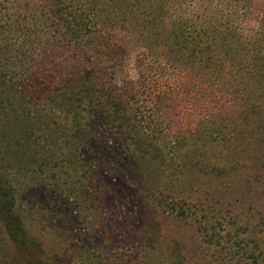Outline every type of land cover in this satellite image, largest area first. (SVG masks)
<instances>
[{
  "label": "rangeland",
  "instance_id": "1",
  "mask_svg": "<svg viewBox=\"0 0 264 264\" xmlns=\"http://www.w3.org/2000/svg\"><path fill=\"white\" fill-rule=\"evenodd\" d=\"M36 1L49 6V0ZM72 1L94 4L107 29L130 16L141 20L211 12L229 18L248 16L246 26L232 23L217 45L201 34L197 47L205 48L209 42L217 48L215 54L218 50L239 53L238 61L247 58L240 68L251 64L248 55L262 41L256 21L264 16V0H250L245 10L240 0ZM132 24V37L123 39L127 51L120 53L119 67L110 62L97 65L101 68L97 79L123 91L137 90L130 102L145 126L139 132L142 140L138 136L131 140L124 127L113 125V111L102 91L95 92L92 100L80 101L70 92L69 86L75 91L88 82L76 86V81L65 91L62 81L71 66L72 47L48 45L35 53L32 69L41 83L36 87L44 89L31 101L8 87L0 90L4 107L0 109V213L19 214L25 231L16 243L12 224L8 227L0 221V264H255L246 255L258 252L256 248L262 251L258 260L264 264L261 162L249 169L252 164L246 160L248 170L234 174L226 167L222 176H216L211 166L222 165L221 158H229V151L217 139L206 144L204 131L208 123L215 124L220 116L239 109L243 98H250L245 88L249 75L233 78L239 62L231 67L228 58L215 65V75L205 72L200 60L193 67L186 61L176 65L170 29L163 30L159 23L147 32ZM34 28L43 30L40 24ZM192 44L188 43L189 49ZM185 81L193 83L196 96L184 92ZM208 89L215 97L208 95ZM159 129L161 133H155ZM147 134L157 138L143 144ZM181 197L186 200L184 214H177L178 205L174 211L155 207L160 199ZM205 202L211 212L220 211L226 219L239 222L230 231L248 243L243 259H231L233 247L226 243L220 248L205 242ZM146 224L154 226L147 231L149 243L132 246L128 231Z\"/></svg>",
  "mask_w": 264,
  "mask_h": 264
},
{
  "label": "trees",
  "instance_id": "2",
  "mask_svg": "<svg viewBox=\"0 0 264 264\" xmlns=\"http://www.w3.org/2000/svg\"><path fill=\"white\" fill-rule=\"evenodd\" d=\"M240 1L242 9H249L250 0ZM48 5L42 1L35 2V0H0V90L8 87L13 94L18 93L24 99L31 101L38 91L44 89L41 86L36 87L39 83V74L32 69V64L36 59L35 53L37 52L39 55L41 50L47 49L48 45L72 47L73 54L69 55V59H72L71 66H69V71L62 81L65 91L70 84L76 81V86L82 81L83 85L84 82H88L81 89L76 90L75 88V91L72 89L73 87L69 86L70 92L80 101L85 97H90L92 100L95 92L102 91L101 93L106 95V103L111 106L113 111L111 119L115 122L113 125L118 128L124 127L131 140L136 136L141 137L140 129L143 130L145 126L141 125L140 118L134 113L130 102L137 90L129 88L123 91L107 83L99 84L97 78L101 68L99 69L97 65H103L106 62L113 64V67L119 65L120 53L127 51V44L123 39L133 35L132 30L135 26L132 23L147 28V32L152 31V28H156L161 23L163 30L170 29L171 34L175 37L174 62L176 65L184 64L186 61L190 67H193L200 60L204 71L215 75L213 74L214 71L216 72L215 65L225 63L228 58L231 67H235L234 65L239 62V66L233 68V78L242 74L249 75L245 88L250 92V98H243V103L239 109L217 118L221 122L208 123L205 127L204 131L208 137L205 143L215 139L223 141V145L228 149L230 155L229 158H221L222 165H212L210 172L215 171L216 176H222L226 167H229V170H232L234 174L238 171L248 170L246 160L252 164L249 169L253 168L255 162L260 161L261 169L264 170V48H262L264 46V16L256 21L258 23L257 33L262 40L257 46L258 50L248 55L251 64L249 66L243 65L240 68V63L246 61L245 56L247 54H245V58L238 61L239 53L231 50L221 53L218 50V54H215L217 48L211 47L209 42L205 43V48L197 47L202 42L201 34L205 33V38H210L211 42L217 45L218 40L224 38L222 36L229 34L232 23H235L236 26L239 24L240 26L242 24L243 27L246 26L245 20L248 16H237L239 18L237 20L235 17L212 16L211 12L207 16H175L177 18L174 16H166V18L164 16L162 18L145 16L142 18L143 21L141 18L137 19L136 16H130L128 19L122 18L123 24H119V26L110 24L111 26L107 29L102 26L103 21L98 16V8L94 4L91 6V4H78L72 0H49ZM160 11L162 12L163 9L160 8ZM149 14L151 15L150 11ZM170 18L172 20H169ZM128 22L129 26L126 27ZM36 24H40L43 30L34 28ZM112 28L115 30L111 31ZM193 33L195 34L193 35ZM111 37L112 39H110ZM189 42L193 43L191 49L188 48ZM141 65L142 60L140 58L137 66L140 67ZM102 68L104 67L102 66ZM39 84L41 85V83ZM95 85L98 87L96 88ZM209 85L213 86V83L209 82ZM183 86L186 88L184 92L196 96L194 93L197 90H195L192 82L185 81ZM54 89L56 90V88ZM211 91L208 89L207 93L213 98L215 96ZM1 108L4 109L3 104H0ZM213 118L210 116L211 120ZM161 131L159 129L155 133H161ZM153 136V134H147L145 136L146 141H142L143 144L148 142L151 144L155 140L154 138H157ZM181 198V200L175 201L173 198L170 200L163 198L159 200V204L153 205L155 207L161 205L162 208H168L171 211H174L178 205L181 209L177 211V214L180 215L185 213L183 207L186 201L184 197ZM206 204L207 202H205L204 226H202L205 231V242L220 245V248H223L226 243L229 247H233L229 249L231 259L236 257L243 259L242 255L247 253L246 246L248 243L239 234H233L230 231L231 226L239 222H236L234 218L226 219V216L220 211H217L216 214L211 212L213 208H207ZM0 221L8 227H10L9 223L12 224L11 236L15 238L16 243H20L23 236L25 237L24 222L21 216L13 212L0 213ZM152 228L154 226L148 224L145 228L142 226L131 228L127 236L129 243L134 247L141 246L145 240L149 243L147 231ZM254 246H258L256 242ZM257 249L258 252L248 249L250 252L247 253L246 257H251L252 262L260 264L258 258L262 255V251L259 248L255 250ZM218 260L215 261L218 262ZM218 264L222 263L218 262Z\"/></svg>",
  "mask_w": 264,
  "mask_h": 264
}]
</instances>
